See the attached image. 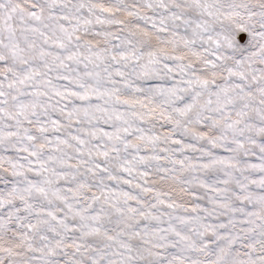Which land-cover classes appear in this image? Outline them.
<instances>
[{"label": "snow or ice", "instance_id": "6c2138e0", "mask_svg": "<svg viewBox=\"0 0 264 264\" xmlns=\"http://www.w3.org/2000/svg\"><path fill=\"white\" fill-rule=\"evenodd\" d=\"M0 264H264V0H0Z\"/></svg>", "mask_w": 264, "mask_h": 264}]
</instances>
